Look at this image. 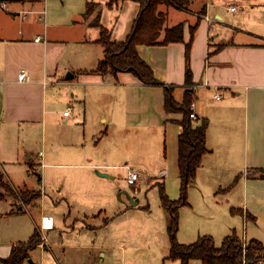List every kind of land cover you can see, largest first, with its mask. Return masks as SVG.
<instances>
[{"label": "crops", "instance_id": "obj_1", "mask_svg": "<svg viewBox=\"0 0 264 264\" xmlns=\"http://www.w3.org/2000/svg\"><path fill=\"white\" fill-rule=\"evenodd\" d=\"M101 2L8 0L0 5V167L8 184L17 192L13 181L27 172V166V173L37 165L41 172L43 167L50 168L49 190L61 195L56 204L66 203L68 209L85 216L84 208L94 207V184L105 179L97 172L110 169V157L117 152V141L109 138L112 129L127 131L134 126L124 113L112 117L110 103L103 107L93 104L89 109L82 88L104 92L106 97L98 101L110 102L112 96L106 92L116 86L173 87L172 96L176 89L181 92V98L174 101L180 103L189 92L197 124L202 119L208 122L205 146L209 152L202 157L192 188L207 180L215 184L214 195L222 193L233 215L223 222V235L231 232L245 244L250 240L264 244V0H192L186 11L159 6L165 14V27L182 24V41L139 45L137 52L162 85H145L132 72L114 77L97 71L104 58V48L97 42L100 27L107 29L112 41L122 42L140 9L138 0H110L104 7ZM93 6L97 9L90 13ZM98 14L99 26L93 22ZM37 37L40 40L35 42ZM187 70L191 77L188 88ZM20 72L26 74L24 81L18 80ZM65 92L72 107L62 108L59 103ZM217 94L220 99L215 98ZM151 100L145 96V104ZM159 106L160 102L154 107L158 114ZM67 108L69 114L63 116ZM161 114L165 117L164 97ZM59 126L67 130L59 136L53 134L54 138L52 133L47 135L48 128ZM35 137L42 143L38 152L32 148ZM107 139L109 146L104 148ZM101 143L104 155L99 152ZM36 177V181L44 179L42 173ZM21 187L22 192L35 191L25 184ZM38 205L41 242L33 249L41 254L61 251L62 257L69 249L86 250L89 255L84 259H91V253L98 250L99 264H104L107 255L101 249L110 247L99 242L98 230L108 223L89 230L82 224L76 228V221L70 222V210L64 215L47 213L42 199ZM12 213L5 212L7 216ZM237 215L240 221L235 220ZM42 217H52L51 229L41 228ZM52 237L59 241L51 242ZM20 242L0 243V258H7L12 247L23 244ZM32 250L27 261L34 263ZM70 259L73 261V255Z\"/></svg>", "mask_w": 264, "mask_h": 264}, {"label": "rangeland", "instance_id": "obj_2", "mask_svg": "<svg viewBox=\"0 0 264 264\" xmlns=\"http://www.w3.org/2000/svg\"><path fill=\"white\" fill-rule=\"evenodd\" d=\"M109 2L110 0H102L100 5L104 7ZM90 9V13H94L97 8L93 6ZM97 18L99 14L93 22ZM81 91L86 95L89 109L93 104L96 106L100 104L103 107L110 103L108 112L112 117L116 112L124 113L127 115V122L134 126L127 131L112 129L109 138L117 141L114 147L117 148V152L110 157L111 168L100 169L102 172L99 173L108 176L99 180L100 183L94 184L95 194L92 195L94 207L84 208L86 213L84 216L82 213L77 214L75 209L72 210L73 208L68 209L66 203L58 206L56 203L59 202L61 195L49 190L50 181L53 180L51 169L43 167L41 172V167L37 165L31 168V173H27L29 170L27 166L25 167L27 172L23 175L19 173L18 178L13 181L15 188L18 189L17 193L21 194V186L25 184L28 189L41 192L42 197L37 202L25 203L18 199L19 197L8 196L0 187L2 195L0 197V243L5 241L24 243L35 230L38 232V204L42 199L46 202L47 213L56 211L57 214L64 215L70 210V222L76 221V228L78 224L84 225L88 230L93 226L109 224L107 228L98 230L99 242L110 247L108 250L101 249L107 255L104 264H178V261L168 259L170 235L167 228L170 214L161 205L160 194L163 189L164 195L169 200L177 201L180 198L181 182L177 167V137L180 127L173 120L181 119L182 113L166 112L163 117L164 114L161 112L164 89L161 87H112L106 92L112 96L110 102L98 101L106 97L105 93L99 90L82 88ZM180 94V90L176 89L173 100H179ZM113 96H117L118 99L115 100ZM145 96L152 99L147 104H145ZM59 98L62 108L64 105L71 107L74 105L70 103L67 92ZM159 102L161 111L158 114L157 108L154 107H157ZM145 105L149 106L145 108ZM165 120L169 121H166L164 125ZM65 130H67L65 126L53 127L50 130L48 128L47 135L52 133L54 138L53 134L59 136L58 133L61 135ZM124 137L129 139L128 143H123ZM36 138L32 148L38 152L42 143L40 138ZM107 140L104 148L109 146V140ZM55 141L59 144L60 140ZM49 143L52 144V142ZM101 146L102 143L100 150ZM99 152L104 155L106 151ZM123 166L140 173L143 178L136 184L129 185L127 183L128 169ZM0 173L6 178L2 167H0ZM41 173L44 175L43 181H36V176L40 178ZM23 177L25 180H20ZM5 181L9 182L7 178ZM194 183L195 180L186 189L187 206H181L177 210L178 224L175 241L184 246L195 243L201 236H208L212 238L215 247H220L222 239L231 233L223 235L222 224L233 215L230 214L225 198L221 196L222 193L219 192L218 196L213 194L214 183L206 180L192 188ZM7 211H12V216H7L5 214ZM235 220H241L239 215L235 217ZM237 224L239 225L238 222ZM88 235L92 237L93 234L88 233ZM54 241L57 242L59 239L52 237L51 242ZM31 253L34 263L26 260L25 264H56L57 259L64 263L67 261L68 264H92L93 262L99 264L102 261L98 256V250L91 253V259H84L86 255H89L86 250L69 249L65 251L66 255L63 257L61 251L53 254L46 251L45 254H41L39 250L33 249ZM72 255L73 261L70 259ZM193 264L201 263L194 261Z\"/></svg>", "mask_w": 264, "mask_h": 264}, {"label": "trees", "instance_id": "obj_3", "mask_svg": "<svg viewBox=\"0 0 264 264\" xmlns=\"http://www.w3.org/2000/svg\"><path fill=\"white\" fill-rule=\"evenodd\" d=\"M8 0H0V5ZM192 0H138L140 9L136 16L132 29L127 38L122 42L110 39L107 29L100 27V36L97 40L104 48V58L99 62L97 71L110 72L114 77L118 73L132 72L145 85H162L153 77L152 70L143 61L137 52L139 45H163L181 42L183 37L182 24L171 28L165 27V14L158 10L159 6L166 5L178 10H188ZM87 6V13H88ZM99 18L94 22L99 26ZM195 27L191 28V34ZM192 37V35H191ZM188 47V46H187ZM188 54V48L186 55ZM190 72L185 74V86H190ZM164 108L168 113H182V118L177 124L180 132L177 137V167L180 177V198L177 201L169 200L161 189V205L170 214L168 233L170 235V253L168 259L179 260L181 264H189L192 260L201 264H264V244L250 240L244 244L239 237L232 233L226 236L220 247H215L211 237L201 236L195 243L179 245L175 241L177 232V210L187 205V186L196 178V173L201 165L202 157L209 151L205 146V134L208 122L202 119L198 124L192 120L190 105L192 97L189 92L184 93L180 103L173 100V87H164ZM0 187L8 196L20 199L25 203H34L40 199L38 191H21L19 195L10 184L4 180L0 173ZM41 242L39 233L35 230L26 243L12 247L9 256L0 258V264H24L29 258V251Z\"/></svg>", "mask_w": 264, "mask_h": 264}, {"label": "built area", "instance_id": "obj_4", "mask_svg": "<svg viewBox=\"0 0 264 264\" xmlns=\"http://www.w3.org/2000/svg\"><path fill=\"white\" fill-rule=\"evenodd\" d=\"M40 40L39 37L35 38L34 41L35 42H38ZM26 79V74L24 72H20L19 76H18V80L19 81H24ZM220 95H216L215 98L216 99H220ZM190 109H191V114L189 115V117L192 119V120H196V116L195 114L193 113V110H194V104L192 103L190 105ZM69 111L70 109L67 108L64 112H63V116H68L69 114ZM128 169V168H127ZM142 177V175L140 173H136L134 172L133 170L131 169H128V173H127V183L129 185H134L136 184V182L138 180H140ZM137 190V189H136ZM53 227V222H52V217H42L41 218V228L42 229H51ZM42 241L45 242V238H42ZM245 244V243H244Z\"/></svg>", "mask_w": 264, "mask_h": 264}, {"label": "water", "instance_id": "obj_5", "mask_svg": "<svg viewBox=\"0 0 264 264\" xmlns=\"http://www.w3.org/2000/svg\"><path fill=\"white\" fill-rule=\"evenodd\" d=\"M97 174H99L100 176H103V177L107 176V174H102V173H99V172H97Z\"/></svg>", "mask_w": 264, "mask_h": 264}]
</instances>
